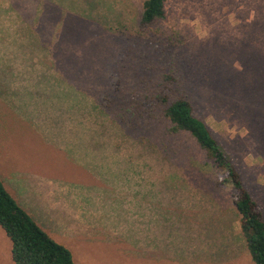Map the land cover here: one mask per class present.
Here are the masks:
<instances>
[{"label": "rangeland", "instance_id": "374dc122", "mask_svg": "<svg viewBox=\"0 0 264 264\" xmlns=\"http://www.w3.org/2000/svg\"><path fill=\"white\" fill-rule=\"evenodd\" d=\"M144 1L0 0V180L74 264H252L205 152L115 113L175 75L264 215V0Z\"/></svg>", "mask_w": 264, "mask_h": 264}, {"label": "trees", "instance_id": "16d2710c", "mask_svg": "<svg viewBox=\"0 0 264 264\" xmlns=\"http://www.w3.org/2000/svg\"><path fill=\"white\" fill-rule=\"evenodd\" d=\"M165 0H145L139 25L147 28L165 20ZM160 83V84H159ZM157 88L139 94L128 107L115 113L120 124L129 130L153 110H160L168 121L170 134L186 133L205 152L218 170L214 185L232 188L231 200L239 214L240 233L252 264H264V215L260 206L244 187L241 176L206 123L197 117L189 101L175 93L176 77L168 74ZM173 86V87H172ZM0 228L11 242L13 264H74L72 253L48 235L18 204L0 180Z\"/></svg>", "mask_w": 264, "mask_h": 264}]
</instances>
